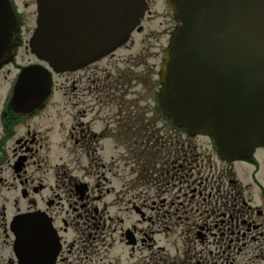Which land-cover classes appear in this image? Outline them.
Wrapping results in <instances>:
<instances>
[{
    "label": "flooded vegetation",
    "instance_id": "flooded-vegetation-1",
    "mask_svg": "<svg viewBox=\"0 0 264 264\" xmlns=\"http://www.w3.org/2000/svg\"><path fill=\"white\" fill-rule=\"evenodd\" d=\"M7 1L16 30L0 66V264H264V147L228 160L209 138L162 123V52L147 62L145 19L113 53L54 73L29 48L36 0ZM31 68L49 72L48 95L16 92ZM40 227L17 255L19 229Z\"/></svg>",
    "mask_w": 264,
    "mask_h": 264
},
{
    "label": "water",
    "instance_id": "water-1",
    "mask_svg": "<svg viewBox=\"0 0 264 264\" xmlns=\"http://www.w3.org/2000/svg\"><path fill=\"white\" fill-rule=\"evenodd\" d=\"M165 2L176 26L159 66L163 115L211 137L221 157L249 158L264 147V0ZM146 10L144 0H37L31 52L55 73L75 71L125 43ZM15 23L0 0V66L11 59ZM37 69L21 75L18 95L49 94L50 74Z\"/></svg>",
    "mask_w": 264,
    "mask_h": 264
},
{
    "label": "rangeland",
    "instance_id": "rangeland-1",
    "mask_svg": "<svg viewBox=\"0 0 264 264\" xmlns=\"http://www.w3.org/2000/svg\"><path fill=\"white\" fill-rule=\"evenodd\" d=\"M151 12L157 14V16L155 17V19L145 18L142 24L144 28V32L138 38L139 39L145 38L144 46L146 47V53H147L146 56L148 57L150 54L149 58H147V62L150 60L149 62L151 64H155L156 58L154 57V55L156 53L160 54L164 49V47L166 46L168 40V32L173 28L174 24L172 23L171 15L169 14V12L165 7L164 0H154V4L151 7ZM128 53L129 52L126 51L125 49H121L116 52V56L119 54L124 55ZM102 64L106 65L105 62H103ZM112 74L114 76L117 75V70L114 68V66L112 68ZM101 76L103 78L105 74H102ZM153 80H155L154 77ZM58 87L59 86L57 84V88ZM156 89L157 88H155L154 93L151 95H149L151 92L148 89V92L146 93L145 96V100L146 102H149L151 108L153 104V99L155 97ZM58 92L59 91H57V93ZM200 140L204 141V139H200Z\"/></svg>",
    "mask_w": 264,
    "mask_h": 264
}]
</instances>
